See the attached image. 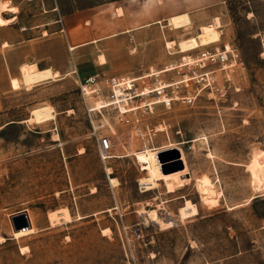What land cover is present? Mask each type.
Masks as SVG:
<instances>
[{"label":"rangeland","instance_id":"obj_1","mask_svg":"<svg viewBox=\"0 0 264 264\" xmlns=\"http://www.w3.org/2000/svg\"><path fill=\"white\" fill-rule=\"evenodd\" d=\"M120 1L0 0L10 8L3 18L0 5V20L17 11L0 25V264H264V0L157 7L167 19L189 11L197 18L148 28L151 47L160 40L167 51L166 64L188 54L168 49L167 40L201 32L213 42L202 47H236L244 66L214 73L219 91L205 88L206 80L188 82L189 90L204 88L192 105L129 101L141 107L127 124L118 122L117 107L101 108L105 101L87 100L80 89L82 66L96 54L100 62L112 37L70 50L67 36L78 19L92 31L109 24L115 16L107 6ZM35 62L58 75L38 82ZM47 108L54 118L28 121ZM102 135L114 143L106 159ZM175 145L188 167L166 171L185 170L186 184L169 191L159 179L145 190L140 179L148 173L136 154ZM24 211L35 231L16 237L14 215ZM52 211L71 220L52 225Z\"/></svg>","mask_w":264,"mask_h":264},{"label":"built area","instance_id":"obj_2","mask_svg":"<svg viewBox=\"0 0 264 264\" xmlns=\"http://www.w3.org/2000/svg\"><path fill=\"white\" fill-rule=\"evenodd\" d=\"M169 53L172 55L174 52ZM235 66H244L241 52L236 47L226 44L223 47L210 46L191 49L188 54L172 60L162 68L137 76L100 73L82 76L79 82L80 89L87 100L90 97L101 98L99 102L105 101V106L101 108L117 107L118 122L127 124L131 121L129 114L141 107L138 104L127 106V102L140 99L142 105L146 107L156 103L171 106L174 102L192 105L204 88L198 86L189 90L188 82L195 79L206 80L205 88L219 91L221 88L214 80V73ZM200 69L204 71L200 72ZM90 109L94 111V105ZM98 143L102 158H109L114 146L111 136L98 137ZM169 147L163 149H179L180 159H182L181 147L177 145ZM189 148L192 149L193 146L190 145ZM182 160L184 161V159Z\"/></svg>","mask_w":264,"mask_h":264},{"label":"crops","instance_id":"obj_3","mask_svg":"<svg viewBox=\"0 0 264 264\" xmlns=\"http://www.w3.org/2000/svg\"><path fill=\"white\" fill-rule=\"evenodd\" d=\"M207 1L218 0H185L181 3ZM176 2L177 0H122L118 3L114 2L113 4H108V11H112L115 17L114 19L108 20L109 24H102L100 26V29H98L99 31H92L84 21L82 22L78 19L76 25L68 27L67 30L70 50H73L76 47L88 45L89 43L99 42L104 38V33H108V35L112 37L111 42H114L113 48H110L103 52L102 57L104 60L101 57V61L99 62L98 59L101 54H96L91 64H88L84 67L82 66L81 71L84 72L83 76L100 73H104L106 75H137L147 73L155 68H162L167 62V51H165V48L162 46V42L160 40H157L156 43L151 47L149 40L150 33L148 31V28L152 27L154 30L159 32L161 28L163 29L166 26L181 28L189 26L190 22L191 24L197 22V18L195 19L192 11L171 14V17L169 19L163 17V15H161L157 11V7H159L161 4H171ZM103 6V4H99L98 6H95L93 8H99ZM118 7L122 11L120 14L116 13ZM8 10H10V8L1 11L2 17L3 12ZM11 10L14 12L13 15L10 16L12 18H6L11 20L10 22L14 21L17 17L15 15L17 11L13 9ZM181 15L188 16V20L180 26L172 25L173 23L171 22V20ZM9 20L1 18L0 25H8L10 22L8 24L4 23L8 22ZM165 21H167L166 24H164ZM93 22L95 24V20ZM192 38H195L197 41L196 47L190 48L186 51H179V48L177 51L185 53L189 52L191 49L213 43L207 41L201 32H199L195 36H190V38L187 39H182L179 41L173 39L172 41H175L176 43L174 46L179 47L180 41H189ZM172 41H166V47L168 49H172L173 46L171 48L168 47L167 42ZM152 51L154 52L153 54ZM171 52H174L175 54V51ZM30 64L37 65L36 62ZM47 68L48 67L41 70H46Z\"/></svg>","mask_w":264,"mask_h":264},{"label":"bare ground","instance_id":"obj_4","mask_svg":"<svg viewBox=\"0 0 264 264\" xmlns=\"http://www.w3.org/2000/svg\"><path fill=\"white\" fill-rule=\"evenodd\" d=\"M0 5L3 10H6V8L9 6V5L7 6L5 2H1ZM187 20H188V16L181 15V16H177L174 19H172L171 22L173 23L172 25L180 26ZM10 21L11 20H9L8 22H5L4 24H8ZM216 26L218 27L220 26V21L217 18H216ZM175 44H176L175 41L167 42L168 47H172ZM196 46H197V41L195 38H192L189 41H180L178 48H180L179 51H186ZM33 68L36 69L34 72H35V78L38 82L46 81L47 79H50V78H53L54 80L55 77L59 73L56 71L54 72L51 68H47L46 70H41L37 67L36 64L33 65ZM12 86L14 88H19L20 87L19 81L13 78ZM51 118H54V113L50 108H47V109L36 111L33 114V116H31L28 119V121L36 120L38 122H44V121H48V119H51ZM162 150H167V149H162ZM157 152L158 151L150 152L148 150H144V151H139V153L136 154V159L139 162H141V164L143 165L142 166L143 169L147 170V173H148L147 178L141 177L140 179V182L141 184H143V187L145 188V190L155 187L158 184L159 179L165 180L169 191L174 190L176 186L185 185L186 184L185 178H187L186 171L185 170L179 171V172H176V174L164 172L162 168V160L159 159ZM183 159L186 163V166L188 167L187 159L185 158V156L183 157ZM24 213H25L26 222L28 223V225L21 227L19 229H15L16 237H24L28 234L33 233V231H35L31 218L28 216V214L25 211ZM153 219L159 220L160 218L159 219L153 218ZM50 220H51V224L55 225L61 221L71 220V216L69 212H66V211H63V212L62 211H54V212L52 211V213H50Z\"/></svg>","mask_w":264,"mask_h":264},{"label":"water","instance_id":"obj_5","mask_svg":"<svg viewBox=\"0 0 264 264\" xmlns=\"http://www.w3.org/2000/svg\"><path fill=\"white\" fill-rule=\"evenodd\" d=\"M158 157L160 160H162V168L164 172H167V167L175 166V164H178L180 168L184 167V161L180 159V151L177 148L162 150L159 152ZM14 223L15 229H19L28 225L26 222L25 213L14 215Z\"/></svg>","mask_w":264,"mask_h":264}]
</instances>
